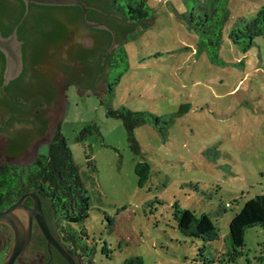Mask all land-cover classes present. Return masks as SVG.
I'll return each mask as SVG.
<instances>
[{
    "label": "rangeland",
    "instance_id": "obj_1",
    "mask_svg": "<svg viewBox=\"0 0 264 264\" xmlns=\"http://www.w3.org/2000/svg\"><path fill=\"white\" fill-rule=\"evenodd\" d=\"M147 1L154 19L126 43L129 66L111 96L104 81L97 91L66 79L47 134H39L15 156L3 153L6 137L0 136V160L29 163L61 123L90 197L83 225L88 243L97 248L93 264H125L136 254L143 264H201L194 257L204 245L208 256H222L230 244L231 218L247 199L264 191V38L256 37L244 51L228 37L236 16L252 17L264 0H230L217 58L197 52L196 36L174 10L181 11L180 0ZM107 102L159 115L186 103L189 108L167 132L150 124L137 127L142 151L134 153L122 119L107 115ZM39 105L40 111L51 107L44 100ZM89 124L97 128L78 137ZM139 161L149 165L141 184L135 172ZM175 202L198 216L208 213L219 238L205 243L183 234L173 216ZM2 240L0 232V245ZM105 241L110 257L101 251ZM5 253L0 249V264ZM249 259L264 264L259 225L247 230L236 264H250ZM14 264L22 263L17 259Z\"/></svg>",
    "mask_w": 264,
    "mask_h": 264
},
{
    "label": "trees",
    "instance_id": "obj_2",
    "mask_svg": "<svg viewBox=\"0 0 264 264\" xmlns=\"http://www.w3.org/2000/svg\"><path fill=\"white\" fill-rule=\"evenodd\" d=\"M84 1L96 6L87 8L89 19L108 23L116 30L118 46L106 54L105 51L112 42V33L107 29L87 26L82 19V7L77 4L31 3L28 14L20 22L25 12L24 0H0V30L4 35H8L15 24H19L18 32L25 25L34 26L42 33L49 28L47 37L61 45L72 39L80 29L90 31L93 35L92 45L83 51L80 50L79 56L85 66L87 57L91 58V66L88 67L93 66L92 74L96 80L98 78L104 80L106 95L109 97L129 66L126 43L137 39L150 26V20L154 19V10L147 0ZM180 2L181 11L174 10L185 27L196 36L197 52L206 50L211 57L217 58L224 39L226 22L231 15L230 0H180ZM228 37L244 51L253 46L256 37L264 38V2L252 17L236 16L229 27ZM75 44L77 48L81 45ZM0 54L3 55L1 50ZM33 102V107L40 109L41 105L37 107L36 105L42 102L41 98H35ZM106 105L108 116L122 119L128 145L134 153L142 151L135 135L137 127L150 124L162 133L167 132L175 117L189 108L186 103L176 112L159 115L146 110H132L125 106L114 108L109 102ZM93 128L97 126L87 125L78 137L91 132ZM148 171L149 165L145 161L136 164L135 172L140 184L146 180ZM27 191H34L39 195L50 228L61 243L72 251L78 264H93L97 248L95 244L88 243V231L83 225L89 215L90 197L61 123L54 130L51 140L39 150L32 161L26 164L4 162L0 165V209ZM173 209L177 227L186 236L198 237L205 243L219 238L218 227L208 213L203 212L198 216L191 209L180 207L177 202L173 204ZM256 225L264 229V191L247 199L240 211L231 218L228 250L222 256L212 257L205 253L204 245L198 249L194 261L201 264L226 262L236 264L237 259L244 253L247 230ZM0 232L3 236L0 249L6 252L13 238L12 230L8 225L0 223ZM32 237L34 241L41 237L37 225L32 231ZM45 251L48 257L49 250ZM101 251L107 257L111 256L112 249L107 241L104 242ZM60 257L63 264H68L61 255ZM249 262L259 264L252 263L250 259ZM124 263L143 264V258L136 254L126 258Z\"/></svg>",
    "mask_w": 264,
    "mask_h": 264
},
{
    "label": "water",
    "instance_id": "obj_3",
    "mask_svg": "<svg viewBox=\"0 0 264 264\" xmlns=\"http://www.w3.org/2000/svg\"><path fill=\"white\" fill-rule=\"evenodd\" d=\"M24 2L25 12L20 22H22L25 16L28 14L31 3L49 5H80L82 7V19L87 26L107 29L112 33V42L106 49L105 54L118 46L115 28H113L108 23L89 19L87 17V8L96 6L89 4L84 0H24ZM18 25L19 24H15L11 33L8 35H4L0 30V50L6 57V69L4 73L5 83H7L11 78L18 76L23 67L22 40L18 37ZM92 41L93 35L91 32L85 29H80L78 33L72 36V39H70L68 42H65L60 50H57L53 56L49 57L48 60H46V62L41 65V69H43L45 74L40 77H35L34 80L29 84V90L35 91L33 92L34 94L44 96L53 93L50 100H48V102L51 103V107L47 110L40 111V113L44 114L48 120H50L51 113L62 96L65 81L68 79L67 72L64 70L65 67L62 65L63 63L73 65V62L70 61V54L68 53L70 48L75 43L90 46L92 45ZM77 49V46H75V53L77 52ZM104 57L105 55L103 56V59ZM76 68H73V71L71 72L72 79L79 82L84 89L92 87L97 91H102L101 83L104 80L100 78H98L96 81L94 80L92 74L93 68L91 69V67H87L85 64H83L81 70H75ZM14 128L27 131L24 132V137L25 140L26 137H28V139L22 151L17 153L20 154L39 135V133L27 121L15 124L12 129ZM1 135L5 134L0 132V136ZM2 151L4 154H8L6 147H4ZM26 197L32 198L33 206H28L24 203ZM34 221L37 223L39 230L45 237L49 248L51 246L54 247L68 264H78L77 259L72 251L61 243V241L50 228L42 208L41 198L34 191L23 192L11 204L0 209V223L8 225L11 228L13 234L11 244L6 251L5 257L1 264H14L21 254L23 256L20 258V262L22 264H31L32 258H35L34 253L36 250H38L33 244L28 246L33 231ZM27 246L28 248H26ZM23 259L25 260L23 261Z\"/></svg>",
    "mask_w": 264,
    "mask_h": 264
},
{
    "label": "flooded vegetation",
    "instance_id": "obj_4",
    "mask_svg": "<svg viewBox=\"0 0 264 264\" xmlns=\"http://www.w3.org/2000/svg\"><path fill=\"white\" fill-rule=\"evenodd\" d=\"M5 20L7 19L5 18ZM48 32H50L49 28L46 29L45 33H42L40 32V29L38 31L34 26L29 25H25L21 28V30L18 32V37L22 40L23 67L19 75L11 78L7 83L4 82L6 57L3 52V55L0 54V132L6 135L5 147L9 156H15L18 152H21L25 147V143L28 139V137H26L25 140L24 137V132L27 131L18 128L12 129L15 124L27 121L38 131L39 134H47L46 130L49 120L46 116H44V114L40 113L39 108L35 109V107H33V100L35 98H41L42 101H48L50 100L53 93L44 96L34 94L33 92L35 91L29 90V84L34 80L35 77H40L45 74L43 69H41V65L45 63L49 57L53 56V54L56 53L57 50H60L64 45H61V43L58 42H54L49 37H47ZM75 46L76 44L72 45L68 52L70 54V61L73 62V65H68L66 63H63L62 65L63 67H65L64 70L68 75L67 84L73 80L71 77L73 68L77 67L75 70H81V68L83 67V63L81 62L79 54L80 50L83 51L88 47L81 44L79 45V48L75 53ZM87 58L88 60L86 65L88 67L91 66V58ZM100 76L101 74L99 75V77ZM94 80L96 81V78H94ZM25 99H27L26 102H24ZM56 127L53 128L51 135L49 136V141L51 140ZM4 162L20 164L12 161L0 160V165ZM24 203L28 206H33V200L31 197H26ZM36 225L37 223L34 221L33 230ZM40 234L41 237L35 241L33 240V237L31 235V239L28 244V246L33 244L35 248L38 249L34 253L35 258H32L31 264H63L60 257L61 254L54 247L51 246L49 248L45 237H42L41 231ZM28 246L26 248H28ZM46 249L49 250L48 257L47 252L45 251ZM22 256L23 255L21 254L18 259L20 260ZM24 260L25 259H23V261Z\"/></svg>",
    "mask_w": 264,
    "mask_h": 264
}]
</instances>
